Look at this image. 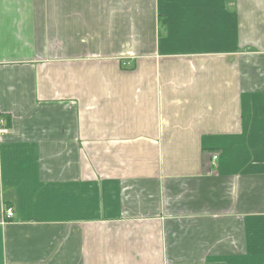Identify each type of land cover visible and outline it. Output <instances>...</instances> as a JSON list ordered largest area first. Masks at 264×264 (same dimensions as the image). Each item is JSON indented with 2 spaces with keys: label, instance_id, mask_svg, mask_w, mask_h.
Returning <instances> with one entry per match:
<instances>
[{
  "label": "crops",
  "instance_id": "obj_1",
  "mask_svg": "<svg viewBox=\"0 0 264 264\" xmlns=\"http://www.w3.org/2000/svg\"><path fill=\"white\" fill-rule=\"evenodd\" d=\"M124 1L0 0V264H264V0Z\"/></svg>",
  "mask_w": 264,
  "mask_h": 264
},
{
  "label": "rangeland",
  "instance_id": "obj_2",
  "mask_svg": "<svg viewBox=\"0 0 264 264\" xmlns=\"http://www.w3.org/2000/svg\"><path fill=\"white\" fill-rule=\"evenodd\" d=\"M130 2V0H127ZM133 3H135V0H132ZM122 15H123V18L126 17V18H131L132 15L134 13H136L135 15L137 16V18H143L144 17V13H141L138 11L137 9V6L135 4H133V7H128L125 6V1L122 0ZM146 3L150 6L151 4V0H146ZM149 12V9L147 8V10L145 11V19L148 17V13ZM148 24V22H147Z\"/></svg>",
  "mask_w": 264,
  "mask_h": 264
},
{
  "label": "built area",
  "instance_id": "obj_3",
  "mask_svg": "<svg viewBox=\"0 0 264 264\" xmlns=\"http://www.w3.org/2000/svg\"><path fill=\"white\" fill-rule=\"evenodd\" d=\"M7 134H9V129L4 125V121L2 119H0V135H7ZM216 160H217V155L214 154L212 156L213 163H215ZM4 214H5V218H7V219H11L13 216V212L11 209H7L4 212Z\"/></svg>",
  "mask_w": 264,
  "mask_h": 264
}]
</instances>
